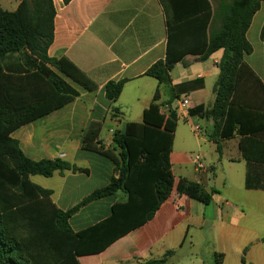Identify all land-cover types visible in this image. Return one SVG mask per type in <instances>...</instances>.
Returning a JSON list of instances; mask_svg holds the SVG:
<instances>
[{
  "label": "crops",
  "instance_id": "1",
  "mask_svg": "<svg viewBox=\"0 0 264 264\" xmlns=\"http://www.w3.org/2000/svg\"><path fill=\"white\" fill-rule=\"evenodd\" d=\"M53 2L55 33L49 56L67 58L98 88L95 91L80 90V96L74 101L20 127L11 137L34 161L60 159L83 170L57 171L52 177H31L37 185L52 190L53 202L61 210L68 211L119 177L120 149L114 144V135L122 132L127 123L143 120L144 111L152 103L158 87L164 114L177 109L179 101L185 97L191 100L190 111L214 107V89L224 51L201 60L194 55L201 52L196 50L203 42L198 24L179 25L175 28L172 49L173 53L184 55L170 72L171 83L159 85L158 80L146 73L150 66L165 60L168 54V20L161 0ZM179 2L185 4L183 0ZM210 2L214 13L210 30L214 31L221 26V20L215 15L219 0ZM252 19L246 37L253 51L244 57L248 68L237 75L231 110L245 126L264 135V2ZM120 80L127 82L120 98L112 105L103 90L108 82ZM177 113L180 120L175 138L180 121L184 119L189 124V131L182 137L186 143L199 142L197 148L204 160V170L198 171L189 152L174 143L170 160L175 183L169 199L153 219L114 241L104 251L80 256V264H145L163 258L169 250L183 248L186 243L194 244L191 232L203 227L215 233L221 250L226 252L217 253L224 255L223 264H229L228 248L236 250L243 264H264V190L245 187L247 164L239 144L242 135L222 138L212 117L191 115L190 112L187 117L178 110ZM92 124L100 126L98 139L94 137L98 128H92ZM197 126L203 135L197 136ZM89 131L93 133L92 145L114 149L118 163L84 148L82 140ZM175 167L179 177L175 175ZM180 178L198 183L213 194L215 206L211 214L204 208L208 205L177 193ZM209 182L214 184L213 189L208 187ZM126 199L120 191L88 203L72 215V229L79 232L107 219L112 214V207Z\"/></svg>",
  "mask_w": 264,
  "mask_h": 264
},
{
  "label": "trees",
  "instance_id": "2",
  "mask_svg": "<svg viewBox=\"0 0 264 264\" xmlns=\"http://www.w3.org/2000/svg\"><path fill=\"white\" fill-rule=\"evenodd\" d=\"M63 1L69 4L72 0ZM161 1L168 20V54L165 60L150 66L146 75L158 80L159 85L170 84V72L184 55L173 53L175 28L186 22L198 24L203 42L196 50L201 52L194 55L201 60L220 50L224 55L214 89V107H198L190 114L212 117L222 138L242 135L239 144L247 164L245 187L264 190V135L245 126L231 110L237 75L248 68L244 57L253 51L246 35L264 0H219L215 15L221 26L214 31L210 30L214 17L210 0H183L185 4L180 0ZM55 13L53 0H21L15 11L0 6V264H80V256L104 251L153 219L174 188L170 155L180 118L176 109L168 114L161 112L159 87L144 111L143 120L127 123L122 132L114 135L121 165L119 177L113 178L109 185L63 211L53 202L52 190L31 180L32 176L52 177L57 171L83 170L60 159L34 161L23 153L11 134L74 101L80 90L98 88L67 58L49 56L54 42ZM126 82L110 81L104 87L106 99L112 105L120 98ZM93 126L98 128L94 136L98 139L100 126ZM91 134L89 131L82 140L84 148L118 163L114 149L92 145ZM120 191L127 199L116 203L107 219L79 232L72 229V215L81 207ZM177 193L205 205L213 201V194L186 178H180ZM173 254L169 250L163 258L145 264H165ZM223 263L224 255L216 254V264Z\"/></svg>",
  "mask_w": 264,
  "mask_h": 264
},
{
  "label": "rangeland",
  "instance_id": "3",
  "mask_svg": "<svg viewBox=\"0 0 264 264\" xmlns=\"http://www.w3.org/2000/svg\"><path fill=\"white\" fill-rule=\"evenodd\" d=\"M20 0H0V4L5 10L15 11L18 7ZM189 124L184 119H181L179 125V133L175 138V144H178L182 150L189 152L190 156L194 158L195 155L201 153L199 152L197 146L198 143L195 140H191V142L186 143L187 141L183 139V134H188ZM200 135L202 131L199 129ZM203 135V134H202ZM183 136V137H182ZM194 137V134H192ZM203 146V142L201 143ZM202 156V155H201ZM189 166V173H191L192 168ZM188 168V167H187ZM175 175L179 177L180 173L178 168L175 167ZM236 185V184H235ZM208 187L210 189L214 188V184L212 182L208 183ZM214 196H217L214 194ZM205 206V205H204ZM215 203H211L210 205L204 207L207 208L208 213H212ZM208 218L209 215L206 214ZM191 235L194 236V244L186 243L183 248H177L174 250V255L169 258L166 264H216V254L226 252L221 250L220 242L218 238L215 236V233L210 230L208 227H203L202 229H193ZM228 262L229 264H243L240 256L237 257L236 250L232 248H228Z\"/></svg>",
  "mask_w": 264,
  "mask_h": 264
},
{
  "label": "built area",
  "instance_id": "4",
  "mask_svg": "<svg viewBox=\"0 0 264 264\" xmlns=\"http://www.w3.org/2000/svg\"><path fill=\"white\" fill-rule=\"evenodd\" d=\"M190 106H191V100L188 97H185L179 101L176 110H178L179 113L185 114L188 117L190 112ZM199 129L200 128L198 126L195 128V133L197 134V136L200 135ZM192 161L195 165V168L198 171L204 170L205 165H204L203 157L201 155L199 154L195 155L194 158H192Z\"/></svg>",
  "mask_w": 264,
  "mask_h": 264
}]
</instances>
